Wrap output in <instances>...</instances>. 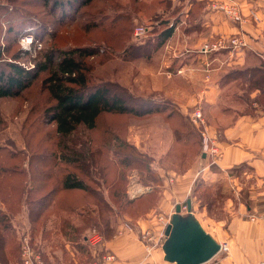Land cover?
Listing matches in <instances>:
<instances>
[{"label": "rangeland", "instance_id": "374dc122", "mask_svg": "<svg viewBox=\"0 0 264 264\" xmlns=\"http://www.w3.org/2000/svg\"><path fill=\"white\" fill-rule=\"evenodd\" d=\"M41 1L0 0L2 7L0 23L3 21L0 24V45L8 42L7 45H10L5 52H2L0 70L7 69L5 61L12 58L13 54L18 51V47H20L19 33L32 31L35 37L41 40L40 49L31 53L23 52L16 59L29 69H34V71L38 69V63L42 61L48 47L97 45L98 53L95 52L93 56L84 58L89 85L117 84L132 97L166 99L170 105L161 106V111L139 116L127 113H101L95 127L87 129L83 125H78L69 139H62L55 132L54 123L49 122L46 115V108L54 104L55 100L42 86L41 81L46 73L40 72L31 85L19 96L0 97V161L9 156V162L13 166L24 169L25 173L30 172L33 177L34 175L38 176V173L42 171L40 169L42 164L47 165L54 162V158L51 159V156L54 152L61 151L62 144L74 141L76 142L75 146L81 148L80 143L88 139L95 147L103 146L106 140H109L110 150L105 149L104 155L99 158L102 165L108 163L109 166L106 182L108 181L110 184L114 175L120 171L124 175L121 185L123 187L126 185L128 196L129 188L138 189L139 191L136 193L152 189L154 195H160L164 184L172 185L178 174L184 172L194 162L201 161L202 157L198 153L200 147L197 143L200 142V138L202 140V127L191 119L193 110L197 107L201 109V105L200 102H192L185 110H181L176 105L174 97L165 94L161 88H153L155 83H157L156 87H159L162 83L161 80L167 79L168 73L164 71L167 68L161 67L160 64L166 62L169 56L174 55L170 48L169 37L162 38L156 48L142 58L130 57V53L127 54L125 47L153 40L155 34L169 25L174 15L177 14L174 7H188V1L136 0L132 3V0H118L120 4L127 6L125 10H122L108 0H93L89 5L79 8L69 20L61 21L56 18L59 12H50L47 7L42 5ZM135 5L136 10L132 8ZM125 13H129L126 18L128 26L122 30L118 23L120 18L123 19L122 16ZM116 14H119V20L115 21L116 24H112L111 22H114L111 21L112 16ZM87 21L90 22L87 23ZM94 24L96 25L94 26ZM8 26L12 30H7ZM140 26L144 27V31L136 35L135 29ZM216 38H209L208 41H214ZM156 41L154 40V42ZM202 43L197 48L184 47L183 50H186L187 53L182 50L180 53L183 55L188 53L196 55V51L204 54L209 53L201 50ZM155 71L157 76H161L160 79L154 80L153 73ZM233 93H239L236 85L231 84L224 89L222 97H225L220 103L222 107L230 105L239 107L241 111L256 113L255 106L250 103V99L247 104L240 97L236 98ZM233 99L235 101H232ZM173 111L187 117V128L183 129L186 130L185 132L181 131V127L177 125L179 120ZM211 114V112L208 113V115ZM204 118L208 130L207 119ZM113 139H121L132 144L134 150L127 147L115 148ZM135 151L141 152L147 157L139 156L136 159L148 162L146 167L138 164H134L137 166L135 168L123 167L111 160L112 158L119 161V157L124 153L129 152L135 155ZM201 169L198 171L200 172ZM20 177L24 182L28 179L26 174L24 177ZM200 181L204 183L199 176L194 178L192 187H189L188 198L199 204H204L207 199L217 201L219 198L214 195V191L207 194V197L204 196L202 189L194 192V185ZM17 194V192H12V195ZM21 201L23 200H19V203L12 207V210H19L15 214V222H19V225H15L18 229L16 232L18 237L15 236L17 245L20 235L23 233L29 235L26 210L24 207L22 208ZM145 202L143 200L135 205ZM183 206L186 214V204L183 203ZM196 210L194 209L195 212ZM144 211L141 208L137 214H130L127 213V210H123L120 216H127L132 221L143 216ZM199 216H201L200 213ZM201 217L204 220V216Z\"/></svg>", "mask_w": 264, "mask_h": 264}, {"label": "crops", "instance_id": "0c3cea01", "mask_svg": "<svg viewBox=\"0 0 264 264\" xmlns=\"http://www.w3.org/2000/svg\"><path fill=\"white\" fill-rule=\"evenodd\" d=\"M212 1L204 0L202 7L193 10L190 9V2L188 7H182L174 15V31L168 38L174 55L160 64L167 68L163 69L168 73L167 79L163 78L159 87L155 83L153 88H161L165 94L174 97L181 110L192 102H200L207 119L208 134L221 150V155L213 158L204 152L201 161L194 162L178 174L172 185H163L155 206L143 216L132 221L127 216L118 218L109 238L100 233L103 241L98 249L115 255L114 260L105 261L106 264H173L163 258L161 245L165 239L166 224L159 220V216L170 217L176 204L181 207L186 204V200L190 199L189 187L197 176L205 185L215 189V193L217 190L219 199H207L204 204L190 199L192 212L218 243H228L227 251L217 252L201 264H259L264 261V220L248 219L249 214L264 208V111L256 109V113H243L239 112V107H222L220 104L225 97H222L224 89L234 85V82L222 83V76L228 69L245 64L250 52L264 59V0H238L241 15L245 18L242 22L232 21L220 10L211 8ZM251 8L257 19L250 14ZM231 34H242L245 45L206 54L197 51L196 55L180 53L181 50L187 53L184 47L197 48L209 38ZM156 74L155 71L154 80L160 79L161 76ZM233 94L236 96L237 93ZM255 94L256 91H253L252 95ZM210 112L212 114L208 115ZM44 187L57 190L52 199L55 203L66 200L70 205H79L84 202L81 189L62 188L58 180L51 187L47 184ZM47 207L51 215L44 226L39 224L33 238L34 243L45 252L48 264H90L100 258L101 255H98L88 263L96 253L88 242L90 234H87L94 227L81 232L74 229L67 231L69 228L61 227L65 215H56L58 208H53L52 204ZM194 209H197L196 212ZM181 213L185 214L183 208ZM69 219L73 226L80 225L82 220L79 216ZM26 220L29 227L27 213ZM124 220L132 225L133 230L114 236ZM143 229L154 234L151 249L139 239V231ZM41 231L45 232L44 235ZM85 234L87 242L84 241ZM5 254L8 255V251ZM16 255L17 252L14 253Z\"/></svg>", "mask_w": 264, "mask_h": 264}, {"label": "trees", "instance_id": "16d2710c", "mask_svg": "<svg viewBox=\"0 0 264 264\" xmlns=\"http://www.w3.org/2000/svg\"><path fill=\"white\" fill-rule=\"evenodd\" d=\"M92 1L42 0L41 2L50 12H59L56 18L61 21L69 20L75 12L77 13L79 8L89 5ZM108 1L122 10L127 8V6L120 4L118 0ZM133 2H136V0H132ZM190 2V9L192 10L195 7L204 5V0H191ZM132 8L136 10V5ZM181 8L180 6L174 7L177 13L180 12ZM0 9H2L1 6ZM119 14L112 16L111 21H114L111 22L112 24H116L115 21L119 20ZM128 14L125 13L122 16L123 19L120 18L119 20L118 24L122 30L128 26L126 23ZM89 22L87 21V23ZM7 30L12 29L8 26ZM173 31L174 21L171 20L169 25L155 34L153 40L125 47L127 54L130 53V57H145L146 54H150L156 48L162 38L171 36ZM13 33L16 32L13 31ZM154 40L157 41L154 42ZM7 44L9 42L0 45V59L2 58V52H5L10 46ZM98 51L99 47L97 45L66 48L51 46L46 49L42 61L38 63V69L34 71V69H29V67L16 60L23 54V51L18 47V51L13 54L12 58L5 61L7 69L0 70V97L19 96L23 90L31 85L40 72H45L46 75L41 81L42 86L55 100L54 104L46 108V115L49 122L54 123L55 132L62 139H69L78 125H83L87 129L95 127L97 118L101 113H127L139 116L161 111V106L170 105L166 99L132 97L126 93L123 87L117 84L101 83L94 86L89 85L84 58L93 56ZM249 54L246 61L247 64L230 67L222 76V83L234 82L233 84L237 86L239 92L236 94V98L240 97L247 104L248 99H250V103L255 105L254 111L256 109L264 111V59L252 52ZM253 91H256L255 95H252ZM239 112L254 113L241 110ZM173 113L179 120L177 125L181 127V131L185 132L186 130L183 129L187 128V117L182 116L181 113L174 111ZM80 144L81 148L76 147V142L74 141L62 144L61 151L54 152L53 156H51V159L54 158V162L47 165L42 164V168H40L42 171L38 173V176L34 175L32 177L30 172L25 173L24 169H18L13 166L9 162V156L0 161V264H20V247L19 244H16L15 237L18 231L16 226L19 225V222L14 221L15 214L19 210H12L14 204H18L19 200H23L21 205L27 213L30 242L44 261L46 260L45 252L34 243L33 237L39 224L44 226L47 217L51 215L48 213L49 209H47L50 204H52L53 208H58L56 215H65L62 217L61 227L69 228L67 231L74 229L81 232L86 228L91 229L94 227L105 238H109L113 233L118 218L121 217L120 213L123 210H127V213L130 214H137L141 208L145 210V213L155 206L159 195H154V190L152 189L138 196H128L126 185L124 187L121 185L124 175L120 171L117 175H114L110 184L108 181L106 182L109 166L107 165L108 163L102 165L99 158L104 155L105 149L110 150L109 140H106L103 146L97 145L93 147L92 141L88 139ZM197 145L200 147L198 153L202 157L201 138ZM113 146L115 148H134L132 144L121 139H113ZM139 156L147 158L141 152H136L135 155L126 152L119 157V161L112 158L111 160L113 162L116 161L123 167H137L134 164L146 167L148 162L136 160ZM24 174L28 176L25 182L20 177H24ZM57 180L62 185V188L81 189L84 192L82 198L84 202L79 205H70L66 200L65 202H53L52 199L57 190L54 188L45 189L44 186L47 184L51 187V184L56 183ZM194 186L195 193L202 189L206 197L211 191H214L215 196L218 195L217 190L215 193V189L201 181ZM12 192H17L18 194L12 195ZM152 196L154 197L151 198ZM143 200L146 202L135 205ZM261 211H264V208L257 212ZM71 216L81 217L80 225L73 226L69 219ZM91 230L87 233L88 235ZM44 233V231H41L42 235ZM87 234H85L84 240L86 242ZM89 247L91 248L90 245ZM5 251H8L9 254H5ZM16 252L17 255L15 257L14 253ZM104 252L103 249H97L94 257H90L88 263ZM45 263L48 264L47 261Z\"/></svg>", "mask_w": 264, "mask_h": 264}, {"label": "built area", "instance_id": "2783aa9c", "mask_svg": "<svg viewBox=\"0 0 264 264\" xmlns=\"http://www.w3.org/2000/svg\"><path fill=\"white\" fill-rule=\"evenodd\" d=\"M190 3L191 0H184ZM213 9L220 10L227 18L232 21L242 22L245 20L241 15V7L239 5L238 0H214L209 5ZM250 14L254 19H257L256 13L254 9H250ZM29 30V29H28ZM144 31V27L140 26L135 29V34L139 35ZM18 41L20 43V49L23 52L31 53L35 52L36 49H40L41 40L36 38L32 31H22L19 33ZM245 45V40L242 34L230 35V36H221L217 37L214 41H205L201 45V50L203 52H214L220 49H228L232 47H243ZM192 121L200 125L202 127L201 137H202V151L210 154L213 158H217L221 155V150L215 145V142L211 139L208 134V130L206 127V120L202 114V111L199 107L195 108L191 114ZM138 189H130L129 196H135ZM185 209V207H182ZM248 219L250 220H264V211L261 212H253L248 215ZM159 220H161L164 224H167L169 221V216L165 217L163 215L159 216ZM132 225L127 221H122L120 227L116 230L114 236L120 235L125 231H132ZM139 239L142 241L148 249L152 248L154 245V234L148 230L143 229L139 231ZM103 238L102 235L96 230L92 229L91 233L88 237L89 244L95 248L96 250L102 244ZM153 243V244H152ZM19 255H20V264H46L41 255L36 251V249L32 246L30 242V237L27 233H23L20 235L19 239ZM228 243L227 242H219V251H227ZM101 258V259H100ZM99 259L91 262L90 264H106L105 261H113L115 255L113 253L104 252ZM103 259V261H101ZM259 264H264V261Z\"/></svg>", "mask_w": 264, "mask_h": 264}, {"label": "water", "instance_id": "95a60500", "mask_svg": "<svg viewBox=\"0 0 264 264\" xmlns=\"http://www.w3.org/2000/svg\"><path fill=\"white\" fill-rule=\"evenodd\" d=\"M186 209L187 214H182L180 204H176L165 225V239L161 245L163 258L173 264H201L219 251V243L193 214L190 199L186 200Z\"/></svg>", "mask_w": 264, "mask_h": 264}]
</instances>
